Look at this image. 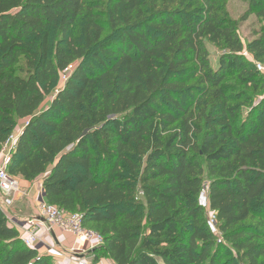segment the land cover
<instances>
[{
	"label": "trees",
	"instance_id": "trees-1",
	"mask_svg": "<svg viewBox=\"0 0 264 264\" xmlns=\"http://www.w3.org/2000/svg\"><path fill=\"white\" fill-rule=\"evenodd\" d=\"M226 1L0 0V150L27 122L6 173L80 214L97 260L264 264V33L243 44ZM0 264H53L1 207Z\"/></svg>",
	"mask_w": 264,
	"mask_h": 264
},
{
	"label": "built area",
	"instance_id": "built-area-1",
	"mask_svg": "<svg viewBox=\"0 0 264 264\" xmlns=\"http://www.w3.org/2000/svg\"><path fill=\"white\" fill-rule=\"evenodd\" d=\"M258 72L264 74V68L260 64H256ZM72 71V67H68L60 76V82L64 85L67 77ZM61 88V86H58ZM58 91H55V94ZM27 126L25 122L22 131ZM21 131V132H22ZM20 132V133H21ZM19 134H12L0 150V193L3 196L1 210L11 226L17 229L19 240L24 247L34 250L39 256L50 251V247L45 240L51 236L55 230L66 232L76 239L77 247L69 250L72 256L81 254L83 246L89 243V251L98 249L103 245V239L98 234L88 231L83 227V217L80 214H70L59 208L47 203L45 192L40 185L36 191L35 197V216L19 221L14 219L6 210L13 205L14 197L20 192L19 183L15 178L10 177L6 173V165L9 162L10 155L14 150ZM198 204L201 208L207 210V226L210 232L217 236L216 217L214 213L208 211V204L205 190H202ZM77 264H90L86 257L77 260Z\"/></svg>",
	"mask_w": 264,
	"mask_h": 264
},
{
	"label": "crops",
	"instance_id": "crops-1",
	"mask_svg": "<svg viewBox=\"0 0 264 264\" xmlns=\"http://www.w3.org/2000/svg\"><path fill=\"white\" fill-rule=\"evenodd\" d=\"M26 121H19L18 124L15 127V130L13 132L14 135L19 134L22 131V128L24 126ZM20 184V191L17 196L14 197L13 205L15 207V211L10 213V208L6 209L9 214L19 221H25L36 214V205H32V201L35 198L36 191L38 190V187L42 185V179L37 178L36 180L32 182H26L24 180L18 179ZM27 189V192H24V190ZM26 193L32 194L34 197L32 200L29 199L28 202L26 200H23L22 196L23 194L26 195ZM28 199V197H25ZM3 199L2 194L0 193V201ZM2 202V201H1ZM28 203V204H26ZM35 203V202H34ZM45 243L50 247V251L48 253H45L44 255L50 256L53 264H77L78 259H82L86 257L88 259V262L90 264H113L108 259H99L97 260V255H95V250L89 251V243L85 246L81 247V254L78 256H72L69 254V250L72 248H76L78 245L76 243V239L73 237V235L61 232L60 230H55L54 233L49 236ZM43 256V255H41Z\"/></svg>",
	"mask_w": 264,
	"mask_h": 264
},
{
	"label": "rangeland",
	"instance_id": "rangeland-1",
	"mask_svg": "<svg viewBox=\"0 0 264 264\" xmlns=\"http://www.w3.org/2000/svg\"><path fill=\"white\" fill-rule=\"evenodd\" d=\"M96 1L106 2L107 0H96ZM223 3H224V9L226 13L228 14L229 18L232 21H236L239 23L238 33H239V37L241 38L243 44H247L248 42H251L252 40L259 38L262 35V33H264V23L260 19H258L256 16L248 15L245 21L241 20L244 14L248 10L247 0H227L226 2H223ZM207 48L210 53L211 66L214 68L217 66L219 62V58L223 54V52L219 48L211 44H208ZM244 57L247 60H251L250 55L247 53H244ZM257 64L262 65V67L264 68L263 64L261 63H257ZM234 80H235V77H231L227 79V82H230L233 84ZM57 86L62 87L63 86L62 82L59 81ZM53 94L54 92L46 98L45 104H47L50 101L51 96ZM16 180L19 183V180L18 179ZM19 188H20V184H19ZM24 192H27V189H25ZM21 196L23 200H26V202H28L29 199L32 200V198L34 197L32 194H30L29 196V193H26V195L23 194ZM25 197H28V199H26ZM35 197H36V194H35ZM32 202H33L32 205L35 204L34 203L35 198ZM13 211H15L14 205L10 208L9 212L12 213ZM85 228L88 229V226H86ZM217 236H218L217 237L218 243L228 244L227 241H224L221 233L218 232Z\"/></svg>",
	"mask_w": 264,
	"mask_h": 264
}]
</instances>
